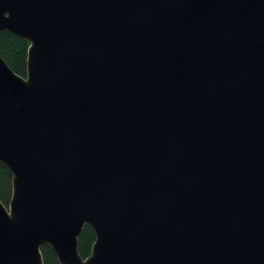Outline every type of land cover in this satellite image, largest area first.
Segmentation results:
<instances>
[{
	"label": "water",
	"instance_id": "95a60500",
	"mask_svg": "<svg viewBox=\"0 0 264 264\" xmlns=\"http://www.w3.org/2000/svg\"><path fill=\"white\" fill-rule=\"evenodd\" d=\"M3 30L0 264H264V0H0Z\"/></svg>",
	"mask_w": 264,
	"mask_h": 264
},
{
	"label": "trees",
	"instance_id": "16d2710c",
	"mask_svg": "<svg viewBox=\"0 0 264 264\" xmlns=\"http://www.w3.org/2000/svg\"><path fill=\"white\" fill-rule=\"evenodd\" d=\"M29 41L9 31L0 32V56L6 64L18 75L26 76V59ZM12 194V174L0 162V201L7 207ZM95 233L92 227L85 224L78 237L77 251L81 258H86L91 253ZM43 264H60L52 247L44 244L40 247Z\"/></svg>",
	"mask_w": 264,
	"mask_h": 264
}]
</instances>
